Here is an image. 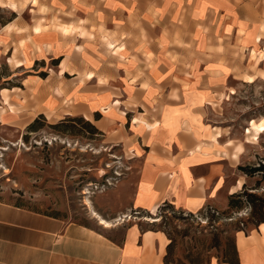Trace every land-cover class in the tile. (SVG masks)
<instances>
[{"label":"crops","instance_id":"0c3cea01","mask_svg":"<svg viewBox=\"0 0 264 264\" xmlns=\"http://www.w3.org/2000/svg\"><path fill=\"white\" fill-rule=\"evenodd\" d=\"M24 1L6 2L16 17L0 27V61L41 66L0 89V122L82 117L136 178L98 213L106 227L0 201V264H167V235L140 216L223 205L245 183L229 172L250 135L220 109L234 82L264 81V0ZM234 243L237 264H264V219Z\"/></svg>","mask_w":264,"mask_h":264},{"label":"rangeland","instance_id":"374dc122","mask_svg":"<svg viewBox=\"0 0 264 264\" xmlns=\"http://www.w3.org/2000/svg\"><path fill=\"white\" fill-rule=\"evenodd\" d=\"M6 2L0 0V27L13 15ZM23 17L30 19L28 13ZM39 65L13 71L14 66L3 59L0 89L22 88L24 79L35 75ZM16 66L23 63L17 61ZM248 77L245 80L251 82ZM234 87V94L224 98L227 103L221 105L220 112L241 139L252 121L264 118V81H236ZM245 140L249 144L239 164L229 172L230 182L237 176L245 180L237 192L242 196H227L225 204L209 205L197 213L166 204L152 215L140 216L143 227L167 235L169 264L236 263L235 232L257 228L255 214L264 210V170L260 171L264 167V133L256 140L248 136ZM122 154L121 148L106 146L101 133L82 117H67L55 124L39 117L18 127L0 122V201L67 221L89 223L94 217L92 211L113 209L114 190L122 179L134 182L136 178ZM260 206L262 211L257 213Z\"/></svg>","mask_w":264,"mask_h":264},{"label":"bare ground","instance_id":"6f19581e","mask_svg":"<svg viewBox=\"0 0 264 264\" xmlns=\"http://www.w3.org/2000/svg\"><path fill=\"white\" fill-rule=\"evenodd\" d=\"M263 55V54H262ZM264 56V55H263ZM262 56V57H263ZM261 57V58H262ZM264 75V73H263ZM263 78V77H262ZM248 80L253 82L254 78L253 77H248ZM247 81V80H246ZM247 133L250 135V137L253 140L258 139V137L264 133V118L262 120H260V122H256V121H252L251 122V127L250 129H248ZM216 137V136H215ZM249 137V138H250ZM92 215L94 216V218H96L97 220H99V223L104 224L105 227L110 225V222L104 220L98 213H96V211H92ZM153 221H155L154 219H152Z\"/></svg>","mask_w":264,"mask_h":264},{"label":"trees","instance_id":"16d2710c","mask_svg":"<svg viewBox=\"0 0 264 264\" xmlns=\"http://www.w3.org/2000/svg\"><path fill=\"white\" fill-rule=\"evenodd\" d=\"M16 17V14L15 13H13V15H12V17L5 23V24H7L8 22H10V21H12V19H14ZM4 24V25H5ZM43 118V117H42ZM70 118H73V117H70ZM44 119V118H43ZM96 129V128H95ZM241 170H243L242 168H240ZM262 170H260V171H263L264 170V167H262L261 168ZM259 171V170H258ZM251 173V172H250ZM250 173L249 172H247V174L248 175H250ZM235 196H242V194H234V195H232L231 196V198H233V197H235ZM248 196L249 197H254V195L253 194H248ZM261 211H262V209H261V206L257 209V213H261ZM256 216H257V218H258V220H257V223H256V226H258L262 221H263V219H264V210H263V214H255ZM165 262L167 263V264H169L168 263V255H166V257H165ZM229 264H237V261H236V263H230V262H228Z\"/></svg>","mask_w":264,"mask_h":264}]
</instances>
